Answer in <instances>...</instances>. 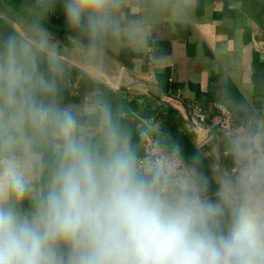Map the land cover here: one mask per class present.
<instances>
[{
    "label": "clouds",
    "instance_id": "1",
    "mask_svg": "<svg viewBox=\"0 0 264 264\" xmlns=\"http://www.w3.org/2000/svg\"><path fill=\"white\" fill-rule=\"evenodd\" d=\"M127 3L0 0V264H264V109H235L206 168V143L188 157L152 126L134 139L103 93L66 101L50 15L94 69L143 39Z\"/></svg>",
    "mask_w": 264,
    "mask_h": 264
},
{
    "label": "crops",
    "instance_id": "2",
    "mask_svg": "<svg viewBox=\"0 0 264 264\" xmlns=\"http://www.w3.org/2000/svg\"><path fill=\"white\" fill-rule=\"evenodd\" d=\"M173 2L165 6L164 0H128L124 18L142 22L143 39L132 42L122 37L113 41L94 69L86 67L84 57L73 51L65 23L51 14L46 27L65 58L86 72L71 68L80 73L79 78L86 75L87 84H102L126 103L140 104V110L147 107L160 114L166 109L175 111L181 119L178 130L190 137L192 145L206 143L207 168L213 160L221 159L216 148L221 138L206 131L197 135L175 108L181 110V104L195 102L211 115L218 113L214 103L226 105L232 113L241 106L264 109V0H196L186 13L174 10ZM56 11L63 16L59 5ZM148 46L154 49L153 67L146 62ZM139 113L133 111L131 118L124 114L134 139L139 138L136 120L142 128L152 126L161 139L170 141L160 132L159 118Z\"/></svg>",
    "mask_w": 264,
    "mask_h": 264
},
{
    "label": "trees",
    "instance_id": "3",
    "mask_svg": "<svg viewBox=\"0 0 264 264\" xmlns=\"http://www.w3.org/2000/svg\"><path fill=\"white\" fill-rule=\"evenodd\" d=\"M241 1L245 2V0H241ZM54 16H57L58 22L66 24L64 17L61 16L60 13H58L57 11H55L53 13V17ZM78 74H80L78 71L71 69L69 77L70 76H77ZM80 80L82 81V83L85 86L84 89H89V90L97 89L99 92L106 95L108 97V99L111 101V103L113 104V106L120 108V110L124 112V114L127 118L132 117L133 111L134 112H137V111L140 112L139 114L143 117H153L155 119L159 118L160 119V132L162 134L167 135L169 137L170 141H172L173 138L181 140L183 147L185 149V155L186 156L190 157L194 153L195 149H194V146L192 145V143L190 141V137L186 134H183L182 132H180L178 130L181 119H180V116L175 111H173L171 109H166L164 114H160V112H158L156 110H152V109L147 108V107H143V110H140L141 109L140 104L133 103L131 105V104L126 103V101L124 99H122L118 93L113 92L108 87H106L102 84L94 83V82H89L87 84L86 83L87 82L86 81L87 80L86 75L81 74ZM65 95H66V98H68L70 100H74L77 102H79V100L81 101V99L78 97L70 96L67 87H66ZM127 105L130 106L129 110L131 112L128 110ZM137 122L138 121L135 120L134 124H137ZM204 164L206 167L205 161H204Z\"/></svg>",
    "mask_w": 264,
    "mask_h": 264
},
{
    "label": "built area",
    "instance_id": "4",
    "mask_svg": "<svg viewBox=\"0 0 264 264\" xmlns=\"http://www.w3.org/2000/svg\"><path fill=\"white\" fill-rule=\"evenodd\" d=\"M147 55V65L149 67H153L155 61L154 49L152 46H148L146 49ZM67 88L69 91V95L72 97H78L81 99V102L85 100L87 97L91 96L93 93L99 92L97 89H84L85 86L80 80L78 76H70L68 77ZM191 114L200 122L205 123L209 130L210 136L214 135L221 138V130L229 127L233 123H235L232 111L222 103H214L215 109L218 111L217 115H211L209 112L202 109V107L192 102L189 104ZM138 126V134L144 128L140 123H137ZM152 140L145 139L143 142L144 151H148L151 149Z\"/></svg>",
    "mask_w": 264,
    "mask_h": 264
},
{
    "label": "water",
    "instance_id": "5",
    "mask_svg": "<svg viewBox=\"0 0 264 264\" xmlns=\"http://www.w3.org/2000/svg\"><path fill=\"white\" fill-rule=\"evenodd\" d=\"M68 61V60H67ZM68 63L71 65V68H74L84 74H86V72L80 68H78L77 66H75L74 64H72L71 62L68 61ZM121 91H125L127 90V87H120L119 88ZM151 96H153L155 99H157L159 102L165 103L167 106L173 107L171 104L167 103L164 99H162L160 96L158 97L157 95H154L153 93L148 92ZM162 94V93H161ZM164 95V94H162ZM166 96V95H164ZM168 96V95H167ZM169 97V96H168ZM177 109L184 117V119L187 121V123L190 125V127L194 130L195 133H197V135H201L204 131H206L207 133H210V130L208 128V126L205 123H202L200 121H198L190 112V107L185 105V104H181V110Z\"/></svg>",
    "mask_w": 264,
    "mask_h": 264
}]
</instances>
